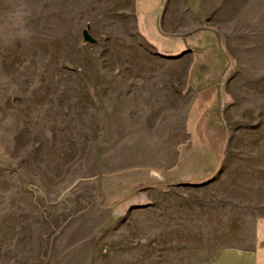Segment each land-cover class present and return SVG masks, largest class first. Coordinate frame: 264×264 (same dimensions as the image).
<instances>
[{
	"label": "rangeland",
	"instance_id": "rangeland-1",
	"mask_svg": "<svg viewBox=\"0 0 264 264\" xmlns=\"http://www.w3.org/2000/svg\"><path fill=\"white\" fill-rule=\"evenodd\" d=\"M117 1L0 0V264H201L264 239V0H167L172 31L212 33L211 60L225 56L221 86L199 89L187 122L218 135L221 169L201 180L194 151L184 183L111 217L113 187L76 138L91 105L75 86L121 32Z\"/></svg>",
	"mask_w": 264,
	"mask_h": 264
},
{
	"label": "crops",
	"instance_id": "crops-1",
	"mask_svg": "<svg viewBox=\"0 0 264 264\" xmlns=\"http://www.w3.org/2000/svg\"><path fill=\"white\" fill-rule=\"evenodd\" d=\"M124 2H116L121 10L113 26L120 25L121 32L109 33L112 50H106L105 60L85 65L89 79L75 86L82 89L79 97L91 105L89 121L77 118L75 126L81 131L76 138L80 145L89 144L83 150L90 152L89 167L100 187L103 183L113 187H107L104 196L112 202L107 207L111 210H106L111 217L122 213L130 201L148 200V191L184 183L179 179L185 177L194 151L205 155L195 161L202 166L200 179L210 178L221 169L217 153L225 151L215 133L192 136L187 130L199 89L211 94L209 89L222 84L218 78L222 59L217 63L209 54L215 47L213 34L172 31L165 14L167 0ZM93 38L97 42L92 44H97ZM137 43L143 46L135 47ZM183 104L189 109L180 122ZM261 241L251 248L222 247L201 264H264Z\"/></svg>",
	"mask_w": 264,
	"mask_h": 264
},
{
	"label": "water",
	"instance_id": "water-1",
	"mask_svg": "<svg viewBox=\"0 0 264 264\" xmlns=\"http://www.w3.org/2000/svg\"><path fill=\"white\" fill-rule=\"evenodd\" d=\"M84 37L86 41H89L90 43H96V39H94L88 32L87 29L84 30Z\"/></svg>",
	"mask_w": 264,
	"mask_h": 264
}]
</instances>
